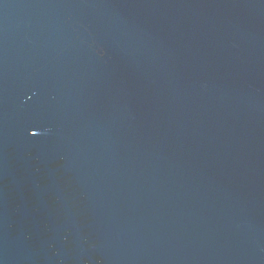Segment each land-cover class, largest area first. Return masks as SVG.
<instances>
[{"label":"water","instance_id":"1","mask_svg":"<svg viewBox=\"0 0 264 264\" xmlns=\"http://www.w3.org/2000/svg\"><path fill=\"white\" fill-rule=\"evenodd\" d=\"M0 264H264V0H0Z\"/></svg>","mask_w":264,"mask_h":264}]
</instances>
